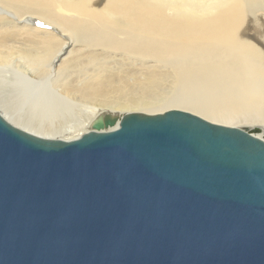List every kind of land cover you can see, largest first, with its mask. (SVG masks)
Listing matches in <instances>:
<instances>
[{
	"label": "water",
	"instance_id": "95a60500",
	"mask_svg": "<svg viewBox=\"0 0 264 264\" xmlns=\"http://www.w3.org/2000/svg\"><path fill=\"white\" fill-rule=\"evenodd\" d=\"M64 142L0 115V264H264V139L170 110Z\"/></svg>",
	"mask_w": 264,
	"mask_h": 264
},
{
	"label": "bare ground",
	"instance_id": "6f19581e",
	"mask_svg": "<svg viewBox=\"0 0 264 264\" xmlns=\"http://www.w3.org/2000/svg\"><path fill=\"white\" fill-rule=\"evenodd\" d=\"M102 3L0 0L3 119L69 142L100 118L118 120L108 132L180 110L264 139V36L247 24L264 0Z\"/></svg>",
	"mask_w": 264,
	"mask_h": 264
},
{
	"label": "rangeland",
	"instance_id": "374dc122",
	"mask_svg": "<svg viewBox=\"0 0 264 264\" xmlns=\"http://www.w3.org/2000/svg\"><path fill=\"white\" fill-rule=\"evenodd\" d=\"M97 2H99V3H102L103 1H106V2H103L101 5L102 6H104V4L106 5L107 4V0H96ZM100 5V7H102ZM264 14V13H263ZM262 15V14H261ZM256 20V18L254 17V16H249V18L247 19V24H248V29H249V31H250V33H252L254 36H256L257 34H258V36H257V38L258 37H260V36H264V18H262L261 20H262V22H261V20H260V22L261 23H257V21H255ZM39 22V21H38ZM40 26H37V25H34L33 27H39V28H42L41 26L42 25H44V26H46L45 25V22L44 21H41L40 23ZM38 24V25H39ZM259 25V26H258ZM47 26H49V25H47ZM50 27V26H49ZM259 29V30H258ZM260 35V36H259ZM141 64H144V62H141V63H139L138 65H141ZM0 113H2V109L0 108ZM10 117L12 116V115H9ZM9 116H8V119L9 120H11L13 123H15V124H17L16 123V121L15 120H12V118H9ZM7 119V118H6ZM7 119V120H8ZM8 120V121H9ZM10 122V121H9ZM12 122H10L12 125H14ZM14 126H16V125H14ZM16 127H18V126H16ZM20 128V127H19Z\"/></svg>",
	"mask_w": 264,
	"mask_h": 264
}]
</instances>
